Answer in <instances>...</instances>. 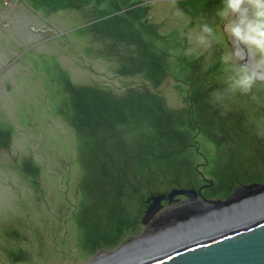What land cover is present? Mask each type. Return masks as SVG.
Here are the masks:
<instances>
[{
	"label": "rangeland",
	"instance_id": "374dc122",
	"mask_svg": "<svg viewBox=\"0 0 264 264\" xmlns=\"http://www.w3.org/2000/svg\"><path fill=\"white\" fill-rule=\"evenodd\" d=\"M221 7L0 0V264L121 263L262 199L264 85L226 90Z\"/></svg>",
	"mask_w": 264,
	"mask_h": 264
},
{
	"label": "water",
	"instance_id": "95a60500",
	"mask_svg": "<svg viewBox=\"0 0 264 264\" xmlns=\"http://www.w3.org/2000/svg\"><path fill=\"white\" fill-rule=\"evenodd\" d=\"M237 46L239 48L244 47L239 42ZM242 62L243 64H248L247 59L242 60ZM249 67H255V61L249 64ZM250 186L258 188L254 189L253 193L261 195V200H249L247 203L245 202L239 208L241 211L237 210V214H234V216L232 214L230 216L225 215L222 219L214 216L213 218L215 219L209 220V222H216L218 224L223 221L228 228L220 226L217 228L221 230L219 233L213 231L212 234L192 240H185L181 244L177 243L179 245L173 242L166 246L158 243L155 248L149 247L150 250H147L149 254L114 264H264V186L260 183H253ZM176 191L171 193L170 196L174 195ZM185 192L195 193V191L190 190ZM165 195L155 196L154 200L160 201V198ZM149 207L153 209L152 205H149ZM252 212L254 213L252 214L253 217H250V215V218L247 217L246 221L238 226L229 223L232 219H235L237 222L239 216L249 215ZM237 224H239V221ZM206 225L200 231L204 230L203 228ZM200 235L197 234V236ZM150 242L152 243V240ZM124 252L122 251V253ZM119 255H121L120 252L116 256L121 259L122 257ZM105 258L96 260L97 262L93 264H110V261L111 263L116 262L113 258L108 262H104Z\"/></svg>",
	"mask_w": 264,
	"mask_h": 264
},
{
	"label": "clouds",
	"instance_id": "9594fccd",
	"mask_svg": "<svg viewBox=\"0 0 264 264\" xmlns=\"http://www.w3.org/2000/svg\"><path fill=\"white\" fill-rule=\"evenodd\" d=\"M175 4V0H172ZM177 15H182L177 12ZM216 15L224 21V33L233 45L239 42L243 48H232L222 57L229 65L233 75L228 78L227 91L230 93L252 94L258 85H264V0H222V7ZM200 34L195 30L186 33L189 42L195 39L200 46L208 45V37L214 36L213 28L208 23L200 26ZM194 50V49H190ZM248 60V64L240 61ZM255 61V67H249ZM252 100L257 97L252 94ZM224 95L220 92L211 94L209 102L213 105L223 104Z\"/></svg>",
	"mask_w": 264,
	"mask_h": 264
},
{
	"label": "bare ground",
	"instance_id": "6f19581e",
	"mask_svg": "<svg viewBox=\"0 0 264 264\" xmlns=\"http://www.w3.org/2000/svg\"><path fill=\"white\" fill-rule=\"evenodd\" d=\"M252 214H254V213L252 212V213H249V215L247 214V215L239 216V218H238L239 223L245 221L246 220L245 218L249 217L250 215H251L250 217H253ZM208 220H210V219H208ZM238 221L236 222L235 219H232V221H229V223H232L234 225V224H237ZM204 224H207V223L205 222ZM220 226H222L224 228H228V226H225V223L222 221V223H219V224L216 223V222H209L206 225V227L203 228L204 230L198 232V233L201 234L200 236H197L196 235L197 233L196 234L190 233V234L186 235V233L184 234L183 233L184 231L182 230L181 232L175 233V235H176L175 237H171L170 232H165L163 234V237H161V238L159 237L161 240H159L158 243L163 244L164 242H173V243H176V244L177 243L181 244L185 240H192V239H196L197 237L199 238L201 236L203 237V236H206L208 234H212L213 231H215V232L217 231L219 233V231H221V230H219L217 228H219ZM171 231H173V230H171ZM167 233H169V236H168ZM179 244H177V245H179Z\"/></svg>",
	"mask_w": 264,
	"mask_h": 264
},
{
	"label": "flooded vegetation",
	"instance_id": "af4514ba",
	"mask_svg": "<svg viewBox=\"0 0 264 264\" xmlns=\"http://www.w3.org/2000/svg\"><path fill=\"white\" fill-rule=\"evenodd\" d=\"M184 195V194H183ZM198 196V195H197ZM198 200H203V199H205V196H202L201 195V197H196ZM181 203H183V202H181ZM167 209H163V211L160 213V215L158 216H155V218L152 220V224L153 225H157L158 223H159V217H161V216H163V214H164V212H166L165 213V215H167L168 213H167Z\"/></svg>",
	"mask_w": 264,
	"mask_h": 264
}]
</instances>
